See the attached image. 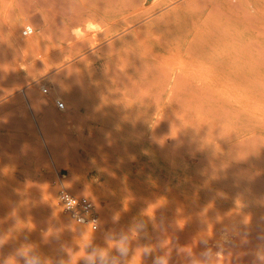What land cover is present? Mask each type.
Instances as JSON below:
<instances>
[{
	"label": "rangeland",
	"instance_id": "374dc122",
	"mask_svg": "<svg viewBox=\"0 0 264 264\" xmlns=\"http://www.w3.org/2000/svg\"><path fill=\"white\" fill-rule=\"evenodd\" d=\"M43 1L0 0V217L51 188L61 213L37 209L14 232L45 257L83 255L80 229L102 247L125 230V264L207 249L213 264H257L264 0ZM62 188L92 201L98 231L63 211Z\"/></svg>",
	"mask_w": 264,
	"mask_h": 264
},
{
	"label": "clouds",
	"instance_id": "9594fccd",
	"mask_svg": "<svg viewBox=\"0 0 264 264\" xmlns=\"http://www.w3.org/2000/svg\"><path fill=\"white\" fill-rule=\"evenodd\" d=\"M67 208H73V199L65 196ZM81 224L87 223L82 217H74ZM98 221L96 224L98 226ZM133 227L137 233H142L146 230L143 221H134ZM97 228L93 229L95 232ZM80 237L84 240L83 255L75 260L78 251H75L70 246H62L58 249V254L55 257H45L39 248L28 241V237L24 238V242L17 246L13 253L7 258L0 260V264H78L82 260L83 264H125L129 258L132 248L130 246L129 232L125 230H105L103 239L107 243L106 247L98 246L94 243V235H85L83 229L78 230ZM59 241L60 237H54ZM6 243L3 237H0V247ZM206 243V242H205ZM67 248V251H66ZM142 249L141 256L148 257L152 255V249L146 245L140 246ZM182 251V249L180 250ZM191 256V255H189ZM215 254L211 249H207L200 253L199 257H192L190 264H213ZM264 260V257H261ZM170 255L153 257V264H169Z\"/></svg>",
	"mask_w": 264,
	"mask_h": 264
},
{
	"label": "bare ground",
	"instance_id": "6f19581e",
	"mask_svg": "<svg viewBox=\"0 0 264 264\" xmlns=\"http://www.w3.org/2000/svg\"><path fill=\"white\" fill-rule=\"evenodd\" d=\"M23 1V0H22ZM38 1V0H37ZM47 1V0H46ZM59 1V0H58ZM64 0H62V2H63ZM39 2H40V0H39ZM45 2V0L43 1V3ZM50 2V1H49ZM132 2H134V0L132 1ZM88 3H90V1L88 2ZM113 3V2H112ZM125 3V2H124ZM9 4V3H8ZM60 4V6L62 5V7H63V3L61 4V2L59 3ZM74 4V3H73ZM72 4V5H73ZM79 4V3H78ZM92 4V3H91ZM95 4V3H94ZM110 4V3H109ZM126 4V3H125ZM49 5V4H48ZM58 5V4H57ZM93 5V4H92ZM59 6V8H61ZM95 6V5H94ZM58 7V6H57ZM76 8V6L74 7V9ZM79 8V7H78ZM100 8V7H99ZM63 9V8H62ZM98 9V8H97ZM63 11V10H62ZM77 11V10H76ZM2 42V41H1ZM3 47V46H2ZM57 101V100H56ZM38 102V101H37ZM46 105V104H45ZM44 105V106H45ZM64 105V104H63ZM257 185H260V184H257ZM256 189V188H255ZM260 189V188H259ZM256 190V191H259L260 192V195L262 194L263 196H264V194H263V192L261 193V191H262V189H261V191L260 190ZM55 191V190H54ZM53 191V189H51V188H46L45 190H44V192H43V197H42V202L40 203V205H38V204H28V202H16L15 204H10L11 206H13L14 208H16V213H15V215L13 216V219H11V220H9V218H4V217H0V225H2L6 230H7V233H5V234H3V235H0V237H3L5 240H6V243L3 245V247H0V260H3V259H5V258H7L10 254H12L13 253V251H14V249L17 247V246H19L21 243H23L24 242V236L22 237L21 235L19 236H16L15 234H14V232L16 231V230H18L19 229V227H20V225L23 223V221H25V220H27V219H29V215H30V213L32 214L33 212H35V211H37V209H43L44 207H46V208H48L49 210H51V211H55V212H57V213H61V210L60 209H58V207H57V204H56V198H55V192ZM254 192V194H256L257 192H255V191H253ZM252 192V193H253ZM254 194H252L253 196H254V198H255V195ZM250 195H251V193H250ZM257 195V194H256ZM261 195V196H262ZM259 196V195H258ZM262 196V198H264ZM249 197H251V196H249ZM253 198V199H254ZM257 198V197H256ZM255 198V199H256ZM260 199H261V197H259ZM258 198V199H259ZM264 200V199H263ZM258 201V200H257ZM263 203V202H262ZM256 205H258V204H256ZM263 205V204H262ZM258 207V206H257ZM259 207H261V206H259ZM261 208H263V207H261ZM257 209V208H256ZM260 210H262V209H260ZM259 211V210H258ZM260 212V211H259ZM263 212H264V209H263ZM262 216V215H261ZM263 221H264V218H263ZM264 223V222H263ZM255 224V223H254ZM252 225V224H251ZM256 225V224H255ZM258 226V225H257ZM249 227V226H248ZM251 228H253L254 229V227H253V225L251 226ZM260 231V232H259ZM258 231V235H257V237H256V234L254 235L253 233H252V235H251V237H254L255 236V238H257V240H255V241H257L256 242V248L258 249V247L260 248L259 250L261 251V255H259V254H256V255H259V256H257L256 257V259H257V264L259 263V264H264V260H262L261 259V257H264V227L263 228H261V230H259ZM13 232V233H12ZM87 233V232H86ZM251 233V232H250ZM254 233H255V231H254ZM260 233V234H259ZM36 234V232L35 233H33V231L31 232V236H33V235H35ZM71 234H72V232H71ZM77 236V235H76ZM248 239V238H247ZM246 241V240H245ZM252 240H250V242H251ZM253 241H254V239H253ZM72 242V241H71ZM249 242V243H250ZM251 243H253V242H251ZM71 244H73V242L71 243ZM255 244V243H254ZM247 245V244H246ZM247 246H249V245H247ZM258 246V247H257ZM254 247V248H255ZM245 248H247V247H245ZM251 248V247H250ZM248 250V249H247ZM245 251H246V249H245ZM251 251V250H250ZM254 251V250H253ZM248 253H245V255L247 254L249 257H251V253L249 252V251H247ZM245 257V256H244ZM241 259L242 260H244V258L243 257H241ZM241 259L239 260V261H241ZM247 259H248V257H247ZM247 259H245L246 261H247ZM251 259H253V258H251ZM254 260V259H253ZM248 261H250L249 259H248ZM241 263V262H240ZM246 262L245 261H243V263L242 264H245ZM252 263V261L251 262H249V264H251ZM248 264V263H247ZM252 264H255V262H253Z\"/></svg>",
	"mask_w": 264,
	"mask_h": 264
},
{
	"label": "built area",
	"instance_id": "2783aa9c",
	"mask_svg": "<svg viewBox=\"0 0 264 264\" xmlns=\"http://www.w3.org/2000/svg\"><path fill=\"white\" fill-rule=\"evenodd\" d=\"M32 33L33 30L29 26L24 27L22 30V34L24 36H30L32 35ZM43 92L46 93L47 90L43 89ZM56 107L59 110L64 109V105L60 101H56ZM65 196L71 197L73 199L72 209L67 208V201L64 199ZM57 202L63 209V211L74 221V223L80 226H85L91 231L97 228L96 231H98L100 226V219L96 208L90 199L85 196L74 195L68 190L62 188L57 194ZM74 217H82L87 223L81 224L80 221L78 219H74ZM96 221L99 222L98 226L96 224Z\"/></svg>",
	"mask_w": 264,
	"mask_h": 264
}]
</instances>
